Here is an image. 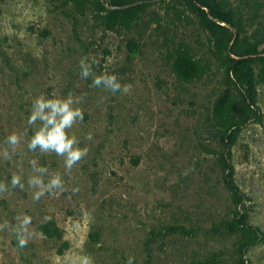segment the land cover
I'll return each instance as SVG.
<instances>
[{"label": "rangeland", "instance_id": "rangeland-1", "mask_svg": "<svg viewBox=\"0 0 264 264\" xmlns=\"http://www.w3.org/2000/svg\"><path fill=\"white\" fill-rule=\"evenodd\" d=\"M200 2L0 0V183L25 185L0 193V224L28 215L32 233L0 231V264H264V0ZM82 57L131 93L91 87ZM69 93L88 154L65 174L28 150L26 119ZM32 159L67 190L34 202Z\"/></svg>", "mask_w": 264, "mask_h": 264}, {"label": "clouds", "instance_id": "clouds-1", "mask_svg": "<svg viewBox=\"0 0 264 264\" xmlns=\"http://www.w3.org/2000/svg\"><path fill=\"white\" fill-rule=\"evenodd\" d=\"M97 61L89 62L87 57H82L79 61V77L83 80L91 78V87L101 88L111 94L121 93L130 94L132 86L130 84H121L115 74H101L97 75L93 71V65ZM83 97H74L69 93L66 97L47 98L43 94L35 97L32 100L29 115L26 123L29 127L34 128L35 131L31 138L27 141L28 150L41 154L55 153L56 156L63 159V166L65 174H70L73 167L78 164L88 154V149L78 146V140L75 136H69L68 130L72 129L78 122H83L84 113L79 107L74 105L80 104ZM86 140L91 141L93 136L88 133ZM21 143V135L13 132L5 138V144L11 149V153L17 151V146ZM2 155L5 159H10L8 148H4ZM32 169V175L27 179L29 188L35 189L32 193V200L38 202L41 197L46 194H59L67 189L64 181L59 173L49 176L47 167L40 166L37 160L29 161ZM45 176L49 179L45 181ZM24 183L22 177L13 174L9 185L0 183V193L9 192L10 189L19 188L24 190ZM72 193L79 192V188L71 189ZM50 219V218H46ZM17 223L15 226L10 225L7 221L0 224V231L11 228L13 231L18 246L24 248L27 246L32 235L30 232L31 217L22 215L16 217ZM126 264H134V257L129 256Z\"/></svg>", "mask_w": 264, "mask_h": 264}, {"label": "trees", "instance_id": "trees-1", "mask_svg": "<svg viewBox=\"0 0 264 264\" xmlns=\"http://www.w3.org/2000/svg\"><path fill=\"white\" fill-rule=\"evenodd\" d=\"M195 1H197L198 3H201L200 0H195ZM105 3H106V2H105ZM112 5H119V4H117V3H112ZM121 5H122V4H121ZM117 11H118V10H117ZM208 14H209L211 17H213V18H217L220 22H224V23H226V24H231V22H230V20H229L228 18L221 16L218 12H216V11H214V10H212V9H209ZM235 63H236L237 65H240V64L244 63V61H243V60H239V61L237 60V61H235ZM235 74H236V70H235Z\"/></svg>", "mask_w": 264, "mask_h": 264}, {"label": "water", "instance_id": "water-1", "mask_svg": "<svg viewBox=\"0 0 264 264\" xmlns=\"http://www.w3.org/2000/svg\"><path fill=\"white\" fill-rule=\"evenodd\" d=\"M102 2H104V0H101ZM115 8H117V7H115Z\"/></svg>", "mask_w": 264, "mask_h": 264}]
</instances>
